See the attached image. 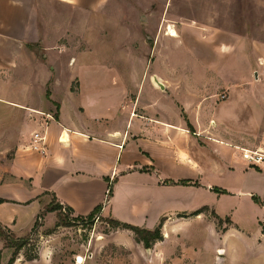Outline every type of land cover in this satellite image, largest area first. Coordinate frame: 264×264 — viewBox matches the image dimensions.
<instances>
[{"label":"rangeland","instance_id":"1","mask_svg":"<svg viewBox=\"0 0 264 264\" xmlns=\"http://www.w3.org/2000/svg\"><path fill=\"white\" fill-rule=\"evenodd\" d=\"M55 11L58 16L54 19L47 16L42 22L39 19V27L48 41L38 42L34 51L43 67L36 70L37 80L32 82L31 73L27 74L25 83L42 84L32 87V91L36 100L43 99V91L52 117L57 107L46 98L49 95L52 98V89L54 94L68 89L77 96L72 97L70 106L81 124L85 122L81 119L82 104L89 113L101 112L114 107L122 91L121 104L130 106V114L176 118L190 133L196 132V143L203 146L204 166L209 168L215 154L210 137L227 127L230 114L226 100L233 87L245 83L248 71L242 65L243 52L250 50L251 43L252 49L264 44V0H164L161 3L111 0L105 9L98 11L79 12L61 7ZM170 29L175 30V36L168 34ZM230 33L243 40L234 41V52L239 54L234 68L233 49L228 48L233 41ZM249 78H256L255 73L251 72ZM157 82L165 85L164 90ZM255 82L253 95L261 88ZM80 84L86 87L83 98L79 97L84 93ZM61 97H66L65 93ZM87 97L91 98L90 103L85 100ZM78 102L80 111L76 109ZM41 116L45 118L43 122L52 118ZM145 122L136 118L134 126L141 125L147 131ZM150 151L156 153L153 148ZM237 152L241 156L240 150ZM221 156L227 164V150L220 151ZM156 164L163 165L160 160ZM230 170L219 168L207 180L198 181L200 188L192 195L194 209L207 206L199 222L191 215L193 211L175 214L172 217L181 223L167 236L162 224V239L150 246V254L159 258L157 264H173L176 258L181 259L178 262L186 260L193 264H264L262 198L248 194L253 190V175L246 177L244 171ZM158 171L163 177L168 173L166 169ZM206 183L210 184L209 189ZM48 212L53 213L44 219L42 212L25 234L12 233L9 242L0 236L3 243L0 264L6 263L20 239L25 244L18 253L24 258L33 259L42 251L58 264H75L77 256L84 258L81 264L86 261L87 264H153L151 257L148 260L149 251L136 241L130 230L134 239L131 247L114 245L112 232L116 227L109 218L98 214L79 218L73 213Z\"/></svg>","mask_w":264,"mask_h":264},{"label":"crops","instance_id":"2","mask_svg":"<svg viewBox=\"0 0 264 264\" xmlns=\"http://www.w3.org/2000/svg\"><path fill=\"white\" fill-rule=\"evenodd\" d=\"M110 1L0 0V73H5L0 75V226L21 236L31 229L37 215L54 199L56 203L70 206L74 215L85 216L97 205H102L99 216L148 229L154 228L163 217L164 235L167 236L166 233L181 223L172 216L196 210L192 195L200 188L198 181L207 180V176L214 175L219 168L225 171L228 167L230 171H244L246 177L253 175V190L248 194L262 198L264 207V171L249 166L237 152L238 147L254 148L264 140V44L252 49L251 43L248 45L250 50L243 52L242 65L248 71V78L245 76V83L239 84L242 87H233L226 100L229 121L223 131L218 130L210 137L215 154L209 168L204 166L203 146L196 143V132L190 133L176 118L130 114V106L121 104L122 91L114 107L101 112L89 113L82 104L83 124L70 106L72 97L77 96L67 88L61 94H54L52 89V98L46 96L49 103L56 104L54 118L49 113L43 91V99H35L32 87L42 84L25 83L27 74L32 73V82L37 80L36 70L43 67L34 51L38 42L47 40L39 27V19L42 22L45 16L57 17L55 10L58 7L91 12L105 9ZM230 35L233 41L228 48L233 49L234 68L235 57L239 56L234 52V41L243 40ZM251 72L256 73L253 80L249 78ZM254 82L261 86L257 95H253ZM162 85L160 89L164 90L165 85ZM80 86L84 93L79 97L83 98L87 94L86 87ZM150 90L154 93V88ZM63 93L66 97H61ZM86 99L90 103L91 98ZM79 104L77 111H80ZM43 114L52 118L43 122ZM136 118L146 121L147 131L141 125L139 128L134 126ZM35 130L45 134L44 154L28 148ZM259 132L262 133L260 140L256 138ZM150 148L156 153L153 154ZM225 150L227 164L224 156L219 157L220 151ZM156 160L163 165H154ZM158 169L168 170V177L159 175ZM180 180L187 183H177ZM110 183L112 194L108 197ZM206 184L209 189L210 184ZM52 213L45 212L43 218ZM199 219H202V213L194 215V220ZM112 233L113 243L119 248L133 245L134 239L128 229L116 228ZM2 246L0 238V249ZM145 250L149 251L148 260L151 257L153 264L159 263L158 256L150 254V247ZM2 255L0 251V263L3 262ZM75 261L81 264L85 260L77 256ZM178 261L181 259H173L172 263L193 264L192 261ZM12 264L58 262L41 251L31 260L18 253Z\"/></svg>","mask_w":264,"mask_h":264},{"label":"trees","instance_id":"3","mask_svg":"<svg viewBox=\"0 0 264 264\" xmlns=\"http://www.w3.org/2000/svg\"><path fill=\"white\" fill-rule=\"evenodd\" d=\"M177 183L186 184L187 181L186 180H180ZM111 194H112V183H110L108 185L107 196L109 197ZM101 207H102V205H97L90 213H88L85 216H82V215H75V216L79 217V218H84V217L90 218L91 216L97 215L98 212L100 211ZM205 209H207V206H203V207L193 211L191 213V215H197V214L203 212ZM48 211H57L60 214L62 212H65L67 214L73 213V210L70 206L56 203L54 200H52L43 210V212H48ZM211 213H214V212L212 211ZM40 216H41V213H39L37 215V218H39ZM109 220L111 221L112 225L116 228H123V229H128V230L132 231L135 235L136 241L141 242L145 248H149L154 241L162 239L161 226H162V223L164 220L163 217L160 218L159 223L152 229H148L145 227H140V226H135L132 224L120 222L116 219H109ZM11 235H12V233L7 228L1 227L0 236L3 237V239H5V241L8 240V242H9ZM24 244H25L24 239H20V242L16 243V245L14 246V249L11 253V256L8 258V260L6 261L5 264H12L14 262V260L17 257L18 252L24 246ZM7 245H9V243ZM25 258L28 260L32 259L31 257H27V256H25Z\"/></svg>","mask_w":264,"mask_h":264},{"label":"built area","instance_id":"4","mask_svg":"<svg viewBox=\"0 0 264 264\" xmlns=\"http://www.w3.org/2000/svg\"><path fill=\"white\" fill-rule=\"evenodd\" d=\"M28 148L32 151L44 154L46 151L45 134L43 131L35 130L31 133ZM241 153V158L252 166L264 168V140L254 148L238 147Z\"/></svg>","mask_w":264,"mask_h":264},{"label":"bare ground","instance_id":"5","mask_svg":"<svg viewBox=\"0 0 264 264\" xmlns=\"http://www.w3.org/2000/svg\"><path fill=\"white\" fill-rule=\"evenodd\" d=\"M168 34L171 35V36H175V35H176V32H175L174 29H170V30L168 31ZM78 258H81V257L78 256ZM79 260H80V259H79Z\"/></svg>","mask_w":264,"mask_h":264},{"label":"water","instance_id":"6","mask_svg":"<svg viewBox=\"0 0 264 264\" xmlns=\"http://www.w3.org/2000/svg\"><path fill=\"white\" fill-rule=\"evenodd\" d=\"M157 84H159L160 88H163V85L160 82H157Z\"/></svg>","mask_w":264,"mask_h":264}]
</instances>
